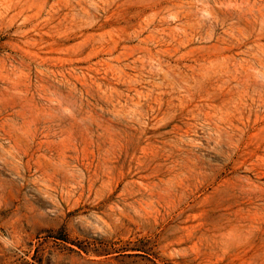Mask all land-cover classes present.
<instances>
[{
	"label": "rangeland",
	"instance_id": "374dc122",
	"mask_svg": "<svg viewBox=\"0 0 264 264\" xmlns=\"http://www.w3.org/2000/svg\"><path fill=\"white\" fill-rule=\"evenodd\" d=\"M0 264H264V0H0Z\"/></svg>",
	"mask_w": 264,
	"mask_h": 264
},
{
	"label": "bare ground",
	"instance_id": "6f19581e",
	"mask_svg": "<svg viewBox=\"0 0 264 264\" xmlns=\"http://www.w3.org/2000/svg\"><path fill=\"white\" fill-rule=\"evenodd\" d=\"M162 70V69H161ZM165 72H167V71H165ZM166 78H167V74H166ZM149 81V80H148ZM155 83V82H154ZM185 83V82H184ZM160 84V83H159ZM162 84V83H161ZM190 85V84H189ZM161 87H162V85H160ZM140 98V97H139ZM191 134V133H190Z\"/></svg>",
	"mask_w": 264,
	"mask_h": 264
}]
</instances>
